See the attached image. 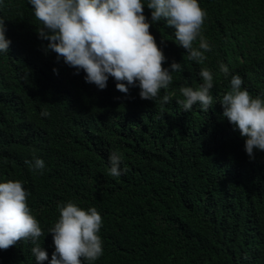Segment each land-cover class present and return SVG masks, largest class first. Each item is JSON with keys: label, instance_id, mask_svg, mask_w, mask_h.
I'll list each match as a JSON object with an SVG mask.
<instances>
[{"label": "trees", "instance_id": "1", "mask_svg": "<svg viewBox=\"0 0 264 264\" xmlns=\"http://www.w3.org/2000/svg\"><path fill=\"white\" fill-rule=\"evenodd\" d=\"M198 3L211 46L203 64L188 59L165 21L151 26L164 67L173 60L182 66L153 102L138 88L117 91L112 78L99 90L83 71L74 75L45 52L28 0H0L11 40L0 53V182L20 180L30 193L44 233L38 243L48 253L43 264L55 251L49 229L59 219L57 204L69 201L102 216L103 254L91 264H264V151L249 159L220 104L231 90L221 64L243 79L242 90L264 98V0ZM201 68L213 74V104L184 112L180 87L198 88ZM165 94L171 99L162 104ZM112 152L127 167L119 177L109 175ZM36 158L42 170L25 164ZM33 246L0 250V264H36Z\"/></svg>", "mask_w": 264, "mask_h": 264}, {"label": "clouds", "instance_id": "2", "mask_svg": "<svg viewBox=\"0 0 264 264\" xmlns=\"http://www.w3.org/2000/svg\"><path fill=\"white\" fill-rule=\"evenodd\" d=\"M35 19L42 27L38 38L47 41L45 52H54L59 62L75 69L74 75L83 71L86 83L99 90L107 87L109 78L115 81L117 91L130 93L139 89L142 100L157 102L162 89L173 83V72L182 71L181 63L172 61L164 67L166 56L157 44L150 29L153 23L165 21L174 28L175 41L187 51L188 59L203 64L205 53L211 46L202 35L206 11L198 0H148L151 19L144 14L142 0H28ZM5 20L0 17V53H8L11 40L6 38ZM199 39L198 47L194 42ZM163 43V40L161 41ZM58 74L57 69H53ZM220 72L230 76V91L223 95L220 104L222 117L239 130L244 138V150L250 160L256 151H264V98H255L242 90L243 79L230 73L221 64ZM203 83L198 88L181 86L182 100L177 103L184 112L199 104L208 112L213 104L210 90L214 87L213 74L201 68ZM165 94L162 104L170 101ZM43 116L50 115L43 111ZM109 175L119 177L127 172L121 168V156L110 153ZM30 170H42L44 161L26 160ZM30 193L20 180L0 182V250H8L21 241H31L36 264L48 260V253L38 243L44 235L39 221L28 206ZM59 219L49 229L55 251L49 264H84L96 261L103 254V241L99 235L102 216L95 207L87 211L69 201L58 203Z\"/></svg>", "mask_w": 264, "mask_h": 264}]
</instances>
